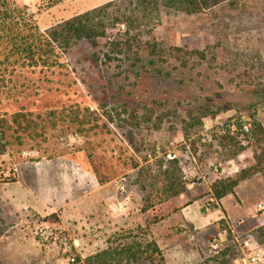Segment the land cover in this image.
I'll list each match as a JSON object with an SVG mask.
<instances>
[{
    "label": "rangeland",
    "instance_id": "obj_1",
    "mask_svg": "<svg viewBox=\"0 0 264 264\" xmlns=\"http://www.w3.org/2000/svg\"><path fill=\"white\" fill-rule=\"evenodd\" d=\"M19 1L28 6L45 31L68 15L117 0H62L51 7L46 6V0ZM125 29L123 23L108 26V36L101 37L96 45L83 39L74 41L75 45L61 59L62 66L53 73L28 72L15 87L10 85V91L0 97V114L31 113L29 117L38 125L26 134L19 132L22 134L19 141L7 134L13 143L0 155V164L61 156L80 161L75 167L86 163L105 186L83 197L78 204L122 203L125 227L111 238L134 230L157 239L166 264H195L204 254L214 253L210 245L215 237L225 244L221 235L224 226L231 228L240 250L239 240L248 232L257 237L261 233L255 230L264 227L253 226L264 221V210L258 211L255 206L252 214L254 205L264 204V167L262 172L239 184L237 193L224 204L231 219L226 215L211 225L208 235L198 237L192 226L185 227L184 233L179 225L172 224L182 203L196 201V206L201 204L215 210L220 200H214L210 194L212 184L255 166L256 156H264V136L259 141L250 131L239 128V124H247L250 130L251 125L259 123L264 129V0H222L192 13L160 3L152 17L142 20L141 29L125 36L135 43L139 60L127 61L119 69L103 65L98 58L108 52L110 43L117 46ZM150 43H156L157 50L192 51L195 60L187 67L174 60L153 64ZM201 51L206 59L199 63L197 52ZM225 102L232 104L230 109L198 121L204 107L216 112ZM121 105L146 123L137 127L135 120L127 127L111 123L104 107ZM153 111V121L147 122L144 118ZM49 112H55L56 118L50 120ZM157 114L164 115L160 129L154 127ZM40 123L45 124L43 128ZM233 136L239 146L227 140ZM171 159L178 161L186 185L181 195L173 197L164 190L165 170ZM2 170L10 172L2 175V182L13 176L11 166H3ZM64 178L66 181L57 177L51 184L44 182L53 186L57 194L47 204L54 207L69 204L50 215L28 212L24 215L27 220L13 216L12 207L1 196L0 189L3 264H70L76 257L84 259L104 248L73 245L71 235H82L83 240L102 238L95 228L83 230V212L79 225L82 229L72 226L77 222L71 209L75 205L71 202L92 188L74 189L71 174ZM11 190L20 188L13 184ZM155 225L158 231H164L165 226H170L171 231L158 233L155 239L151 231ZM39 227L43 228L42 233ZM259 237L264 239V235ZM173 241L178 246L164 256L163 245ZM194 250H199V256H194Z\"/></svg>",
    "mask_w": 264,
    "mask_h": 264
},
{
    "label": "trees",
    "instance_id": "obj_2",
    "mask_svg": "<svg viewBox=\"0 0 264 264\" xmlns=\"http://www.w3.org/2000/svg\"><path fill=\"white\" fill-rule=\"evenodd\" d=\"M46 1V6L51 7L62 0ZM221 1L117 0L57 23L44 31L39 27L26 4L21 3L19 0H0V97L10 91L11 84L15 87L16 82L24 78L28 72L35 73L36 70H39V73L44 71L53 73L56 68L62 66L61 59L64 54L69 53L68 49L75 45H72L74 41L77 42L83 39L96 45L101 37L108 36L106 33L108 26L114 27L122 23L123 25L126 24L124 34H121L124 37L117 40L119 43L116 47L110 43L108 52L99 57L98 61L109 68L119 69L127 61L132 59L139 60V53L134 50L135 43L125 36H129V33L133 30L141 29L142 20L152 17L153 12H156L160 3H163L168 8L192 13L203 7L209 8L217 5ZM116 38H118V34ZM149 45L153 49L151 58L153 64L169 63L174 60L182 66L187 67L190 61L195 60V53L192 51H185L181 48L157 50L156 43H150ZM197 58V62L200 63L203 59H206V55L203 51L197 52ZM231 106V103L225 102L222 108H219L216 112H211L210 108L204 107L200 116H198V121H201L203 117L218 114L222 110H228ZM103 111L107 119L115 125L123 123L121 126L127 127L132 125V120L137 122L135 127L140 123H146L141 122L142 120L140 121L139 117L133 111L128 110L125 105L112 107L111 109L104 107ZM154 113V111L151 112L144 119L150 122ZM157 115L158 123L156 122L154 127L160 129L164 115ZM29 116H32V114H25L23 111H17L12 114L3 112L0 114V155L13 143V139L9 138V140L7 134L12 135L13 138H17L19 141L22 138V134H18L19 132L26 134L33 126L36 127L38 125ZM47 117L52 120L56 118V114L55 112H49ZM44 125V123H40L39 127L43 128ZM239 128H242V125L239 124ZM243 134H245V137L249 136V133ZM250 134L260 141L264 136V129L261 124L254 123L251 125ZM31 137H34V135H31ZM227 140L239 146L237 137L233 136L227 138ZM19 144L21 143L19 142ZM130 145L134 146L133 141H130ZM263 167L264 156L258 155L256 156L255 166L241 170L240 174L236 176L224 177L215 181L210 188V194L216 201L221 200L228 194L235 195L236 187L254 174L262 172ZM165 176L164 190L169 196H179L186 190L177 160H168ZM6 181H15V178L10 177ZM100 182L103 183V181ZM138 229H141V227ZM222 229L227 232L225 244L221 243L220 249L216 253L204 254L195 264H234L241 254V250L237 249V238L228 226H224ZM255 231L257 234L261 233L257 235V239L260 243H264V239L259 237L260 235H264V227L258 228ZM0 264H3L1 258ZM70 264L166 263L163 259L162 250L156 240L149 239V237H145L143 234H137L134 230H128L125 233L119 234L118 237L110 238L106 246L94 254L84 259L76 257Z\"/></svg>",
    "mask_w": 264,
    "mask_h": 264
},
{
    "label": "crops",
    "instance_id": "obj_3",
    "mask_svg": "<svg viewBox=\"0 0 264 264\" xmlns=\"http://www.w3.org/2000/svg\"><path fill=\"white\" fill-rule=\"evenodd\" d=\"M52 9H57V8H52ZM90 9L91 8L84 9L82 11L73 13L72 15H68L62 20L58 22H54V24L52 25H56L57 23L70 19L76 15L82 14ZM67 162H72L75 165L70 166L67 164ZM79 164L80 161L76 160L75 158L72 157L70 158L66 156L52 157V158L41 157L32 160L14 162L13 165H7V166L0 164V178L2 177V175L7 176L10 174V172H6L7 170L5 171L6 173L3 172L2 170L3 166L5 168L11 166L14 171H13V176L10 177L15 178V181L2 182L0 180V189L2 190L1 196L12 207L13 216L14 215H16V217L21 216V219L23 220H25L26 218L24 215H27L28 212H33L40 216L50 215L58 212L61 208H63L69 203H65V205L62 207H54L51 204L50 205L47 204V203H52L53 201L52 197H54L57 194L53 192V186L51 185L47 186L44 184V182H50L51 180L56 179L57 177H59L61 180L63 179V181H66L64 175L71 174V181L74 184V189L84 190L83 188L85 186H90L92 188L86 194L79 195L78 198H76L71 202L74 203L73 205H75L72 206L71 209H72V214L75 215L76 217V218L74 217L76 219L75 221L77 222V223L74 222L72 226L74 227L78 226V228L82 229V227L79 225H81L80 219L82 218L81 214L83 212L85 214L84 222H82L84 223L83 230L85 231L86 229H89V227H91L92 229L95 228L96 232L98 233L100 232L102 238L98 241L97 239L83 240L84 236L82 235L72 236L70 234L71 238L73 239V245L75 246L86 245L87 248H93V249L97 245H101L105 247L111 236L125 227L124 224L125 218L123 216V214L125 213L124 211L125 207L123 206L122 203L115 204V206L112 205L107 206L103 204L102 205H87L83 203L78 204V202L82 200L83 197L87 198L89 195H92L95 191L105 186L104 184H100L98 182L95 173L90 166L87 167L86 166L87 164L84 163V165L81 167L80 166L75 167ZM13 184H16L17 187L20 188V190L12 191L11 187ZM93 185L96 186L95 189ZM237 187L235 189V193H237ZM231 196L232 194L226 195L219 202H217L218 206L215 207V210L207 209L205 206L201 204H198L199 206H196L195 203L196 201H192L190 203H182L179 210L175 214L176 220L173 221L172 225H179L180 231L184 230V233L186 232L185 227L192 226L194 231H196L195 234L198 237L202 236L203 234L208 235L209 233L207 232V230L211 225H214L218 221H221L223 218H226V215L229 219H231L227 213L228 209L224 205L226 201L231 199L229 198ZM255 206L257 205H254L252 207V214L256 211ZM216 210H220V213H215ZM258 225L264 226V221L258 224H254L253 226L256 227ZM156 226L157 225L151 228V231H153L155 239L159 235L158 233H160L161 235L171 231L170 226H165L164 231L163 230L158 231ZM221 232H222L221 235H223L222 238L226 239L227 236L226 230L222 229ZM157 242L159 243L158 240ZM176 246L178 245H175L174 241L169 242L166 245H163V247H166L164 249L165 252L164 256L167 255L169 256L170 255L169 251L171 249L173 250ZM194 251H195L194 256L197 255L199 256V250L198 251L194 250ZM81 255L82 258L85 257L83 253Z\"/></svg>",
    "mask_w": 264,
    "mask_h": 264
},
{
    "label": "built area",
    "instance_id": "obj_4",
    "mask_svg": "<svg viewBox=\"0 0 264 264\" xmlns=\"http://www.w3.org/2000/svg\"><path fill=\"white\" fill-rule=\"evenodd\" d=\"M242 127L244 132L250 131L247 124H243ZM257 210H264V204L259 203ZM39 230L41 233L43 232V228L39 227ZM220 245L221 240L215 237L210 247L216 253L220 249ZM239 246L241 254L235 260L234 264H264V243H260L253 232H248L244 238L239 240Z\"/></svg>",
    "mask_w": 264,
    "mask_h": 264
}]
</instances>
